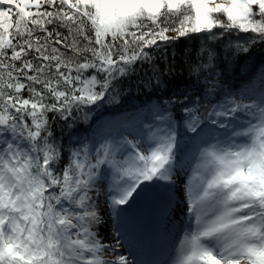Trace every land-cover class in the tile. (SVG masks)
Wrapping results in <instances>:
<instances>
[{
    "label": "snow or ice",
    "instance_id": "obj_1",
    "mask_svg": "<svg viewBox=\"0 0 264 264\" xmlns=\"http://www.w3.org/2000/svg\"><path fill=\"white\" fill-rule=\"evenodd\" d=\"M259 45L264 0H0V264H264ZM132 87L150 104L97 130ZM150 185L184 219L144 259Z\"/></svg>",
    "mask_w": 264,
    "mask_h": 264
},
{
    "label": "bare ground",
    "instance_id": "obj_2",
    "mask_svg": "<svg viewBox=\"0 0 264 264\" xmlns=\"http://www.w3.org/2000/svg\"><path fill=\"white\" fill-rule=\"evenodd\" d=\"M164 191L165 190H163L162 193H159V192L156 193V192H152V191L145 192L146 194H145L143 200L141 201V205H143L144 208H149V210L152 212V214H154V211H155L154 208H156L157 210H159V208H166V199H165ZM152 201L155 202V207H151L149 205ZM138 205H140V204H138ZM168 213H169V211H168Z\"/></svg>",
    "mask_w": 264,
    "mask_h": 264
},
{
    "label": "trees",
    "instance_id": "obj_3",
    "mask_svg": "<svg viewBox=\"0 0 264 264\" xmlns=\"http://www.w3.org/2000/svg\"><path fill=\"white\" fill-rule=\"evenodd\" d=\"M259 52L264 54V45H259L257 47H253L250 54H255V53H259ZM134 89H135V87H132L130 89H125L123 94L121 95V97H119V103H115V104L130 103L133 100H137L138 95L136 94V91ZM108 105L111 106L112 104H108ZM104 109H105L104 106L101 107L100 109L97 110L96 113H94V115H99L100 112H102Z\"/></svg>",
    "mask_w": 264,
    "mask_h": 264
},
{
    "label": "rangeland",
    "instance_id": "obj_4",
    "mask_svg": "<svg viewBox=\"0 0 264 264\" xmlns=\"http://www.w3.org/2000/svg\"><path fill=\"white\" fill-rule=\"evenodd\" d=\"M146 188H147V187H146ZM146 188H145V189H146Z\"/></svg>",
    "mask_w": 264,
    "mask_h": 264
}]
</instances>
